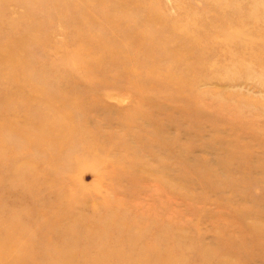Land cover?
I'll use <instances>...</instances> for the list:
<instances>
[{"label":"rangeland","instance_id":"obj_1","mask_svg":"<svg viewBox=\"0 0 264 264\" xmlns=\"http://www.w3.org/2000/svg\"><path fill=\"white\" fill-rule=\"evenodd\" d=\"M0 264H264V0H0Z\"/></svg>","mask_w":264,"mask_h":264}]
</instances>
